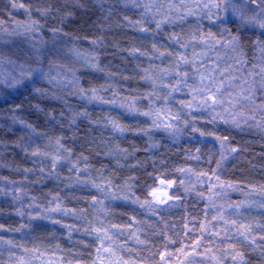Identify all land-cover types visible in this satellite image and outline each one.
Returning a JSON list of instances; mask_svg holds the SVG:
<instances>
[{"label":"snow or ice","instance_id":"obj_1","mask_svg":"<svg viewBox=\"0 0 264 264\" xmlns=\"http://www.w3.org/2000/svg\"><path fill=\"white\" fill-rule=\"evenodd\" d=\"M133 7L141 9V19L135 24L141 26V31L146 33L163 32L168 26L174 29L185 24L190 28L185 32L181 27L180 32L175 30L167 33L166 41L152 43V52H143L142 55L160 61L159 64L150 63L149 67L143 68V76L140 77L148 85L147 90L136 96H122L115 88L108 85L92 86L84 88L79 84V77L71 70L64 73L63 79L71 75L74 78V86L78 95L86 104H98L117 106L131 114L133 121L144 119V125L139 123H124L119 116L106 112L102 118L93 120L92 124H102L104 128L111 130L112 137L117 135L124 137L126 133L142 134L139 138L148 137L149 147H158L154 140L153 130H163L168 133L169 138L177 140L185 134H199L197 139L206 146L208 163L211 165L213 159L219 152V158L215 159V168L197 172L190 165L177 167L175 171L179 177L164 179L160 178L158 186L144 185V198L141 199L134 191V177H127L123 187L116 185L111 177H105L103 172L99 178H94L89 172L90 165L81 163L87 161L88 157L83 153L73 158V149L66 148L61 142L63 137H48V144L54 143L55 151H45L36 144L40 135L33 125L27 124L13 114L12 123L17 121L29 130L30 138L27 144L21 145L25 152L31 147L33 157H50L51 169L40 168V173L62 179L61 174L56 171L59 162H68L69 175L63 178L65 186L71 184L90 185L96 189L100 196H91V207L96 212L92 219L86 216L87 209L65 207L56 193L52 199L47 201V206L38 203L37 197H31L28 204L24 205V197L28 195L26 189L13 187L6 189L13 195V199L21 204L15 211L21 218L28 216L29 224L36 219L50 220L52 226L63 225L68 230L69 237L74 231H83L88 236L95 237V258L92 264H153V258L158 255L159 261L156 264H195V258L201 257V264H247L243 250L238 246L248 242V246L254 250L260 248L264 254V220L247 219L246 211L258 207L264 213V185L256 186L249 184L247 188L241 186L240 182L223 180L219 175L228 157L237 151V147L231 146L227 135L219 133V126L233 125L239 128L241 124L248 125L249 129L255 128L264 135V0H168L166 6L158 0H132ZM13 8H30L23 3L17 4L12 0ZM41 15H47L51 11V5L38 9ZM72 12L61 14V22ZM127 20L128 17H125ZM207 21V24L204 22ZM154 24L155 28H149L148 24ZM25 30L38 32L41 25L38 20L32 19L29 11V20L23 25ZM62 31L61 28H53V36ZM252 33L256 34L253 45L259 52L258 62L254 63L248 71H245L247 64L245 54V40H251ZM69 35V33H64ZM156 37L153 36V41ZM95 44L96 41H93ZM191 49V51H189ZM72 51L77 57L87 61L86 67L99 68L96 60L88 54H82L79 49ZM129 51L141 53L140 48H132ZM234 53V56H227L232 60L229 64L225 55ZM212 57H215L213 59ZM167 61L165 64L164 62ZM224 64L222 67L221 64ZM259 69V71H257ZM59 75V74H58ZM110 77L112 74H109ZM47 80L50 87H57L60 80L52 75L51 69H46L43 59L37 58L28 64H19L16 70L8 74H0V105H4L8 112L20 109L21 105L15 102L14 91L26 90L32 86L34 91L45 95L46 90L36 88L39 82ZM110 91L109 96L103 93ZM146 105V106H145ZM247 106V109L244 107ZM68 127L71 128L77 117H89L86 108L79 112L69 109ZM259 114V115H257ZM60 116H65L64 112ZM63 124V121H60ZM203 122V124H201ZM7 126V125H6ZM189 129L191 132H189ZM34 137V138H33ZM212 138V139H209ZM218 143L219 148L215 145ZM35 145L34 147H32ZM134 147V145H133ZM201 148L195 149V155L186 150L189 158L201 159ZM105 155L117 158L119 164L120 156H128L131 153L127 148H122L119 143L114 147L108 146ZM24 180L28 179L27 173L32 169H25ZM153 176L154 174H149ZM195 176V181L191 177ZM6 181L7 177L4 178ZM186 181H189L186 183ZM13 185L15 181H11ZM207 183L208 194L203 191L197 192V185ZM183 187L185 193L196 192L199 199L206 200L204 204V219L195 223L197 217H190L185 220L184 237L179 241L171 235L164 234V243L157 249V252L150 253L149 257L140 255L139 247H132L127 240H121V236L127 235L128 240L135 242L137 246L143 245L146 248L151 241L141 238L143 229L140 221L135 215L130 217L131 222L117 223L106 220L112 209L109 204L127 202V206L136 205L155 216L166 213L171 207L181 203V197L174 194L173 185ZM169 189L173 194H169ZM228 191H238L244 199L231 202L225 199ZM119 192V195H117ZM258 194L259 199H256ZM87 199V197H85ZM224 201L221 203L220 201ZM105 201L109 203L106 204ZM99 206V207H97ZM136 209L133 208V211ZM211 212V219L209 213ZM72 216L78 220H87L86 226L81 229L78 224L66 223L58 217ZM28 225L21 224V229ZM5 226L0 224V229ZM19 231V229H14ZM35 229H33L34 231ZM194 236V238H193ZM257 236L261 243L257 242ZM0 241L8 245L13 240L5 241L0 236ZM22 247L23 245H16ZM59 247V245H57ZM27 253L29 249L24 248ZM32 251H39L33 249ZM150 251V249H149ZM219 252V255L217 253ZM12 255V253H10ZM175 257V260L173 258ZM20 264H27L24 258H20ZM71 264V262H69ZM75 264H81L76 261Z\"/></svg>","mask_w":264,"mask_h":264},{"label":"trees","instance_id":"obj_2","mask_svg":"<svg viewBox=\"0 0 264 264\" xmlns=\"http://www.w3.org/2000/svg\"><path fill=\"white\" fill-rule=\"evenodd\" d=\"M161 1L168 2V0H158V2ZM16 3L29 5L30 8L22 9L40 17L39 54L42 56L46 69H51L52 75L57 77L60 83L54 88L49 86L47 80L36 84V88L46 90L45 95L34 91L32 86L16 92L14 99L21 107L15 109L13 105V112H8L4 105H0V224L5 226L0 229V236H3L5 241L8 239L14 241L12 245L0 241V264H20L21 257L24 261L33 262L38 257L37 253L41 256L57 255L72 264L76 261H81V264H92L96 255L94 236H88L83 231H74L70 238L68 230L63 225L53 227L52 221L43 219H36L29 224L27 215L21 218L15 211L21 207V204L6 191L13 187L27 190L28 195L24 197V203L35 196L38 203H43L45 206L49 199L59 193L65 207L75 208L78 211L81 208L87 209L88 219L96 215L90 206L91 196L97 195L101 199L103 196L90 185L71 184L66 187V181L63 178L69 175L67 161L59 162L63 166H58L56 170L61 174L62 179L50 177L47 172L41 174L39 171L41 167L51 169V158L33 157L31 147L28 152L23 150L21 145L28 143L30 133L25 125H21L18 121L12 123L13 114L27 124L33 125L39 133H46L36 140V144L45 151H55L54 143L48 144V137L62 135L61 142L66 148L73 149V158L81 153L88 157L87 161L82 160L81 163L86 162L90 165L89 172L94 178L98 179L99 173L103 172L105 177H111L116 185L123 187L125 178L134 177L133 190L141 196V199L146 194L144 185L158 186L161 177L180 178L175 171L177 167L190 165L197 172L215 168V159L219 158V152L217 151L209 165L206 146L196 138L198 133L195 136L185 134L175 141L167 136L156 134L154 137V140L158 142L156 148L149 147L147 136L139 138L142 134L126 133L123 138L117 135L113 139L110 129L104 128L102 124L94 125L92 121L102 118L109 111L111 115L119 116L124 123L144 125L147 121L144 119L133 121L131 114L117 106L109 109L107 106L102 107L98 104H86L75 95L71 97L68 90H77L74 86V78L69 75L67 80L63 79L64 73L71 69L80 78L79 84L84 88L108 85L110 89L118 90L122 96H136L148 88L145 81L140 79L143 76L142 69L149 67L150 63H160L142 53L152 52L153 42L166 41L168 32L173 30L180 32L181 27L187 32L190 25L185 24L175 29L168 26L163 32L158 33L142 32L141 26L135 24L142 17L136 14L126 0H16ZM49 5H51L50 13L41 15L38 9ZM6 9L4 0H0V22L5 19ZM69 11L73 15L61 22V14ZM125 17L128 19L126 20ZM147 26L155 28L154 24ZM53 28H61L62 31L53 36ZM64 33L69 35L66 36ZM154 35L155 41H153ZM250 35L251 40H245L244 50L247 52L256 37L254 33ZM93 41L96 43L94 44ZM73 48L84 53L90 51L91 57L96 60L99 68L91 66L77 68L66 62L61 52L67 49L72 51ZM132 48H140L141 53L129 51ZM48 56L56 58L49 65L46 64ZM164 63L166 64L167 61ZM109 74H112L111 77ZM103 94L109 96L111 92ZM70 108L77 112L86 108L90 116L77 117L75 124L69 128ZM61 112H64L65 116L61 117ZM60 121H63V124ZM218 130L221 135L228 136L231 146L237 147L235 154L220 170L221 179L240 182L244 188H247L249 184L264 185V137L261 133L246 129L237 130L225 125H220ZM116 143H119L122 148H127L131 153L126 157L120 156L119 164L116 157L104 154L109 145L114 147ZM197 147L202 150V158L199 160L189 158L186 150L195 155ZM25 169L33 170L27 173V180H24ZM149 174H154L155 180ZM5 177L8 178L7 181ZM11 181H15L16 184L13 185ZM182 188L174 184V194L179 195L182 202L171 207L166 213H161L163 220L160 216H155L139 206H127V202L109 204L112 211L104 218L112 222L124 223L131 222L130 217L135 215L143 229L141 238L151 241V244L147 248L143 245L137 246L134 241L128 240L127 235L121 236L120 239L127 240L132 247H139L140 255L143 257H149L150 253L157 252L164 243V234L171 235L177 240L178 248L179 241L184 237L185 220L193 216L197 217L195 223L198 226L199 221L204 219L203 210L206 203L197 198L196 192L184 194ZM105 203L109 202L105 201ZM133 208L136 210L133 211ZM59 218L69 224H78L81 229L87 224V220H78L72 216ZM209 219H211V213H209ZM21 224L28 226L21 229ZM257 242L261 243L258 236ZM21 244L22 247L16 246ZM24 248L29 251L26 253ZM33 249H39V251H32ZM238 250H243L247 264H264V254L261 253L260 248L254 250L243 242L238 246ZM158 261L159 256L156 255L153 258V264ZM195 264H201V257L195 258Z\"/></svg>","mask_w":264,"mask_h":264},{"label":"rangeland","instance_id":"obj_3","mask_svg":"<svg viewBox=\"0 0 264 264\" xmlns=\"http://www.w3.org/2000/svg\"><path fill=\"white\" fill-rule=\"evenodd\" d=\"M4 2L6 4L7 9H6V15L4 16L5 17L4 21L0 22V74L12 73L16 70L19 64H28L36 60L38 57L39 58L42 57L39 54V41L41 39V34L39 33V31L34 32V31L25 30V28L23 27V25L29 20V12L26 9L23 10L20 7L13 8L12 0H4ZM126 2L127 4H129V6L133 10H135L137 15L139 14V16H141L140 15L141 9L134 8L132 0H126ZM140 2H143V0H140ZM159 3L164 4L165 6L167 4L165 1H161ZM31 17L32 19L40 21V17H37L36 15H31ZM204 23L207 24V21H205ZM49 36L50 34L48 35V37ZM189 51H191V49H189ZM244 51L246 54V59L249 62L245 68V71H248L249 69H251L254 63L258 62V57L260 54L255 49L253 42H251L249 51L248 52L246 50ZM81 53L88 54L89 56H91L90 51H88V53H84V52H81ZM61 54L63 55L64 60L68 62L70 65H73V67L82 68L87 63V61H85L84 59L80 57H77L73 51H70L68 49L63 50ZM234 55H235L234 53H228L227 55H225L224 58L227 61V63L229 64L232 63V60L227 59V56H234ZM212 58L215 59V57H212ZM55 59L56 58L53 56H48L46 64L48 65L49 63L51 64L53 60ZM221 66L223 67L224 64L222 63ZM257 71H259V69H257ZM0 87H3V86L0 85ZM13 91L15 94L16 91L15 90ZM68 92L70 93L69 95L71 97H74L72 95H75L73 93H75L76 91L74 89H69ZM75 96H78V95H75ZM244 107L247 109V106H244ZM221 125L223 124L221 123ZM225 126H230L233 129H237V130L246 129V130H253L256 133H260L255 128L249 129L248 125H245V124H241L239 128H236L235 126L231 124L225 125ZM153 131L155 133V136L157 134V135L167 136L169 138L168 133L163 132V130H153ZM189 131L191 132L190 129ZM262 136L264 137V135ZM215 146L217 147V149L219 148L218 143ZM233 154L228 157L225 163H227L232 158ZM180 178H183V177H180ZM195 179H196L195 176L191 177V181H195ZM187 182L189 181H186V183ZM173 189H174V185H173ZM196 190H198L199 192L203 191L207 195L208 194L207 183L203 185H197ZM171 191L172 189H169V194H171ZM184 194H188V193H184ZM255 198L259 199L258 194L256 195ZM225 199L231 202H236V201H240L244 199V196L241 192H238V191H228ZM204 201L206 202V200ZM220 202L223 203L224 201L222 200ZM27 204L28 202L24 203L25 207ZM246 218L249 220L255 219L257 221H259L260 219L264 220V213H262V210L260 208L253 207L251 208L250 211H246ZM244 243L248 244V242H244ZM37 256H38L37 259L33 262L26 261L27 264H69V261L61 259L57 257V255H42L41 256L37 253ZM229 264H230V261H229Z\"/></svg>","mask_w":264,"mask_h":264}]
</instances>
